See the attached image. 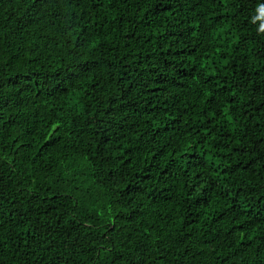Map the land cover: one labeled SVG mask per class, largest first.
I'll list each match as a JSON object with an SVG mask.
<instances>
[{"label": "trees", "instance_id": "16d2710c", "mask_svg": "<svg viewBox=\"0 0 264 264\" xmlns=\"http://www.w3.org/2000/svg\"><path fill=\"white\" fill-rule=\"evenodd\" d=\"M0 264H264V0H0Z\"/></svg>", "mask_w": 264, "mask_h": 264}]
</instances>
